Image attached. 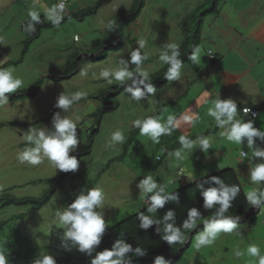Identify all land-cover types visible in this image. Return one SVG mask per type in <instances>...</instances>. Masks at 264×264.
I'll list each match as a JSON object with an SVG mask.
<instances>
[{"label":"rangeland","instance_id":"rangeland-1","mask_svg":"<svg viewBox=\"0 0 264 264\" xmlns=\"http://www.w3.org/2000/svg\"><path fill=\"white\" fill-rule=\"evenodd\" d=\"M204 2L205 0H147L142 13L126 29L123 37V47L117 50L113 49L109 53L107 60L83 62L81 66H77L74 54L78 52L87 54L94 50L98 41L106 37L109 23L114 28L116 17L124 12H128L132 8L133 0H113L109 6L100 9L95 16L87 18L84 22L69 20L58 28L44 31L41 38L31 46L29 53L25 56L23 52L26 38L22 32V26L30 22L28 12L36 11L39 13L40 18L43 17L48 21L46 19L48 11L54 6L59 5L61 0H0V67L23 59V64L7 68L13 70L14 79L22 80L23 87L21 89H28L44 81L40 85L35 99L21 97L17 101L11 102L10 98L14 95L12 94L9 96L8 105L5 108H0V198L6 192L17 198H41L50 191L53 180L61 174L50 166L47 161L38 167H30L27 164H20L18 162L17 155L26 147H31L23 139V134L29 128L52 130L49 118L53 117L55 113H59L62 118L66 117L73 121L79 117L77 133L79 130L83 131L80 140L85 137L87 139L95 126V119L83 118L89 113L96 112L97 108H95L94 104L86 105V103L88 101H98L101 104V94L118 86L115 83L109 85L105 80L100 79L99 73L101 70L115 69L121 59L128 61L130 59V51L136 50L138 47L137 41L144 40L146 46L142 55L146 54L148 59L144 62L142 70L147 71L149 77L156 74L166 66L159 60L160 54L165 51V45L175 44L180 49L184 39L193 29L192 15H199L200 9L206 3ZM94 5L95 3L89 2V7H93ZM67 13V8H65L63 19L68 16ZM205 21H207V18ZM205 30L207 31L206 28H203L202 40L199 46L201 58L204 57V53L208 55V52L214 49L209 42L204 41ZM76 36L79 37L78 42L74 40ZM210 55L214 56L213 52H210ZM90 57L94 56L91 55ZM78 60H81V58ZM202 62L203 60L201 61L200 59V63L196 65L197 71L191 69L189 65L182 67L180 71L181 77L202 72ZM132 67L134 66H130V70ZM74 70L77 71L68 77H63V79H59L61 76H57L64 72L66 75H69ZM82 71L86 75L81 76ZM175 82L166 84L164 89L170 88L174 90L172 94L163 96L162 93H165V91L162 92L156 89L155 96H150L147 100H143L140 103L133 102L128 95L123 93L116 98L118 106L114 113L109 116L107 114L102 119L99 128L102 137L97 141L95 139L96 142H94L96 159L99 158L97 154L98 148H103L105 142L109 140L111 133L119 127L122 119L128 124L126 125L128 130L129 128H133L132 122L134 120H143L150 116L159 118L161 123L166 122L167 118L172 116L178 125L177 130L171 136L161 137L159 144L154 145L148 138L138 135L136 143L131 147L129 145L130 151L128 155L126 152L127 160L121 165H113L122 172V188L124 189H126V181L130 180L131 183L130 177H135L136 170L138 174L151 176L157 184L164 185L165 190L169 189L172 191L168 193L171 195L183 188L180 186V182L181 185H184V179L186 178L191 179V182L188 183L191 184L197 181V179L201 180L210 176L212 177L221 171L230 169L227 168V162L225 159H222L223 153L220 152L223 148H228L226 145L227 141L218 138V142H213L212 138L215 136H209L206 138L210 139L211 153H203L201 155L202 159H194L193 154L187 153L186 159L182 163L177 162L171 156L172 166L168 170H162V166L167 162L168 156L181 148V145L178 143L180 136L184 135L192 141L197 139V137L189 135L188 129L183 134L181 125H184L185 122L184 118L180 117V106L168 104L175 103L178 98L180 81ZM185 83L188 87L193 82L185 81ZM170 84H172L171 87H168ZM190 90V95H194L193 92L195 90H201V85L192 87ZM76 92L86 93L87 98L75 103L67 113L54 107L60 94L63 93L66 96H71ZM174 95H176L175 98L172 97ZM168 109H172L174 114L171 113V110L164 114L163 111ZM156 113H159L158 117L154 116ZM200 115H204L202 110L194 113L192 117L197 116L196 119H198ZM187 117L191 118L190 116ZM196 121L194 119V123ZM10 123H15L16 126L11 127L8 125ZM86 128H89L88 132ZM178 128L181 130V134ZM221 131L223 130L221 129ZM232 146L239 149L234 154L235 159L239 158L236 161L239 164L247 162L248 159H244L241 162L239 157V152L243 151L245 145ZM196 148L200 150L198 146ZM162 149L164 150L163 152L161 151ZM244 152L247 153L246 150ZM89 156L78 160V172L71 174L64 182V188L60 189L41 210H33L31 206L10 207L1 210L0 225L4 222L12 221L0 232V245L10 243L12 237L16 238L17 236L19 239L23 237L27 238L35 250L29 260V264H33L34 260L41 255H50L54 259H60L77 253L78 251L74 248L65 251L60 247L61 241L58 239V236L62 235V233H59L62 229H59V224L55 222V213L74 202L82 189L99 187L103 192H106L104 193L106 200L111 190L121 186L116 182L117 177L114 167L107 175L103 176V180L101 179L91 184L88 183L87 185L83 184V181L89 179V176H95L94 172L86 170L85 164L91 160ZM151 166L155 167V171H152ZM182 167H184L182 170L184 176L179 177L181 181H175V176L178 175ZM207 170H209V174L206 175L205 172ZM173 174L174 177H171L169 180V175ZM193 177L196 179L195 181ZM168 181L169 185H167ZM138 183H132V186L136 188ZM78 185L80 187L75 188ZM73 187L74 190L72 189ZM129 187L131 188L130 184ZM136 190L139 189L136 188ZM133 203L138 204L139 200L135 198ZM104 209L109 210L107 200L106 202L104 201ZM104 209L103 212L105 211ZM17 216H22L23 218L20 219ZM14 217L15 220H13ZM251 220L255 222L249 225L250 230L247 232L243 233L244 227L238 225L239 236L221 235L217 240L224 238L223 240H216L211 247L201 248L200 251H197L194 247L196 235L180 259L168 262V264H255L246 255L239 259L235 257L236 251L246 252V249L250 245L257 246L261 251V255H264V209ZM113 225L110 227H113ZM13 245L17 248L19 247L16 242Z\"/></svg>","mask_w":264,"mask_h":264},{"label":"clouds","instance_id":"clouds-1","mask_svg":"<svg viewBox=\"0 0 264 264\" xmlns=\"http://www.w3.org/2000/svg\"><path fill=\"white\" fill-rule=\"evenodd\" d=\"M64 11L65 6L63 3L56 5L48 11L46 19L58 28L63 21ZM28 17L30 23L25 31L32 34L35 32L32 24H39L41 20L39 13L36 11H29ZM108 28L113 30V25L109 23ZM74 40L78 42L79 37H74ZM137 45L136 50L130 51L128 61L121 59L115 69L101 70L99 78L105 80L109 85L115 83L122 87L124 93L133 102L140 103L150 96H155L156 88L150 82L149 73L142 70L144 62L148 59L146 54L142 55L146 42L139 40ZM200 52L201 49L195 47L188 57L193 65L200 63ZM179 57L180 51L175 44L165 45V51L159 56L160 62L168 65L164 78L170 83L181 79L182 61ZM130 66L134 67L130 70ZM84 75L86 73L82 71L81 76ZM22 87V80L13 78L12 69L0 70V108H5L9 103V96ZM86 98V93L83 92H76L71 96L62 93L58 96L54 107L67 113L75 103ZM250 109H243L244 117L250 114ZM207 115L214 120L218 129L223 130L219 133L221 139L237 146L242 145L246 140L247 148L252 153V161H264V149L257 147L255 144L256 140L264 143V131L256 129L252 120L245 123L237 118L238 106L236 102L232 99L221 100L218 97L213 101V107L208 109ZM184 122L186 124L193 123L188 117L184 118ZM78 123L79 117L73 121L66 117L62 118L59 113H55L51 121L52 130L29 128L23 134V139L31 147H26L17 155L18 162L27 164L30 167H38L47 161L50 166L60 173L74 174L78 172L79 161L75 156L70 155V153L77 151L80 143L77 138ZM177 126V122L172 116H169L164 123H161L160 119L155 117H148L143 120L137 119L132 122V127L139 130V135L148 138L154 145L160 143L161 137L171 136L177 130ZM124 142L123 134L117 131L113 133L110 144L107 146L110 147ZM178 143L181 148L170 155L180 163L186 159V154L192 153L197 146L205 154L211 149L210 140L202 136L192 141L182 135L179 137ZM239 157L242 162L247 158V153L241 150ZM249 180L251 184L257 187L247 191L245 199L253 208L264 209V189L259 187L264 184V163H257L253 166L250 162ZM204 183L215 184L218 187H208L206 190L201 187L200 194L203 199V209L210 211L214 206L218 207L211 219L203 221V231L198 233L195 238L194 247L197 251H200L201 248L211 247L221 235H240L238 230L240 217L232 218L225 215L239 194V187L235 185L227 186L215 176L204 181ZM137 188L140 190V197L148 205L147 211L151 214L163 209L167 202H179L178 195L166 193L165 186L157 184L151 176L140 180ZM104 201L105 194L99 187L82 189L74 202L55 213V222L59 224V229L63 230L62 235L58 236L62 249L68 251L74 248L79 253L92 257L96 248L101 244L106 230L110 227L104 219ZM137 219L140 221L139 229L147 230L155 225L158 235L161 231L160 225H163V235L160 238L171 247L173 245L183 246L187 241L182 229L188 232L195 230L199 226L198 221H201L202 217L196 208H190L187 212V218L180 227L175 226V212L172 210H168L160 220H155L143 214L138 215ZM146 255L147 252L140 247L133 249L131 245L123 240L117 239L112 243L110 250L105 249L96 252L95 257L90 260V264H131L130 257L143 258ZM245 255L255 264H264V255H261L260 249L255 245H250L246 252H235V257L238 259ZM0 264H8L4 254H0ZM33 264H56V262L50 255H41L34 260ZM154 264H168V261L166 262L163 256H156Z\"/></svg>","mask_w":264,"mask_h":264},{"label":"crops","instance_id":"crops-1","mask_svg":"<svg viewBox=\"0 0 264 264\" xmlns=\"http://www.w3.org/2000/svg\"><path fill=\"white\" fill-rule=\"evenodd\" d=\"M98 1L99 0H70L65 7L67 8V15L69 16L84 9L91 8L92 6L89 7V2H93V4H96ZM203 28L207 29V31L205 30L204 33V41L209 42V44L212 45L214 49L210 50L208 52V55L204 53V57L201 58V61L203 60L202 72H196L195 75L188 74L181 77V79L179 80L180 88L178 90V98L175 103H168L174 106L179 105L180 117L185 118L187 116H190V119H192L193 121L192 124L185 123L184 125H181L183 134H185L188 129L189 135H192V137L215 136L212 138V141L218 142L221 129H218L215 126L214 120L207 115L208 109L213 107V101L218 97L221 100L232 99L237 103L238 106L237 118L243 120V122L245 123H247L249 120H252L256 129L264 131V109H257L259 105L264 103V0H225L219 12L216 15L209 16L207 18V21L203 23L202 32ZM210 52H213L215 59L211 58ZM185 81H192L193 83L189 84L187 87ZM173 83L176 82L174 81ZM171 85L172 84H170L168 87H171ZM198 85H201V90H195L193 92L194 95H190V88L197 87ZM165 87L166 85L161 87L160 89H157L161 90L162 92L165 91V93H162L163 96L172 94L174 92V90L170 88H168L169 90H164ZM28 89H20L12 96H18L22 91ZM36 97L37 96L28 98L35 99ZM172 97L175 98L176 95ZM92 104L95 105V108H97L98 111L101 104H99L98 101H88V103H86V105ZM243 108H251L252 110L257 112L258 117L256 119H253L249 115L247 117H244L242 111ZM192 109L193 111L191 112ZM169 110H171V113L174 114L172 109L164 110V114L168 113ZM201 110L204 112L203 116L200 115L198 119H196L197 116L192 117L194 113H197V111L199 112ZM96 112L87 114L83 119H92L91 117L95 115ZM113 113L114 112L108 114V116ZM154 116L158 117L159 113H156ZM194 119L197 120L196 123H194ZM49 120L52 121V117H50ZM126 125L128 124L125 123L122 119L119 123V127L111 133L109 140L105 142L103 148H98V159H96V148L93 146L94 149H92V153L89 156V159L91 160H89L85 165L86 170L94 172L95 176H89V179L83 181V184L87 185L88 183L91 184L96 181H100L101 179L103 180V176L107 175L109 171L113 169V165H121L127 160L126 156L130 151V147L134 143H136L139 135V130L135 128H129L128 130L126 128ZM88 129L89 128H86L87 132ZM117 131L123 134L125 142L108 147L107 145L110 144L113 133ZM178 131L181 134V130L179 128ZM99 133L97 135L96 141L100 140L102 137L101 133ZM82 134L83 131L80 130L77 133V138L80 141L77 151L82 150L86 146L88 141V137L87 139L85 137L80 140ZM130 140L131 144L130 147L127 148V151L125 150V146ZM255 144L257 147L264 149V143L260 142L259 140H256ZM226 145L228 146V148H223L220 152L223 153L222 159H225V161L227 162V168H230L236 172L245 193L247 191L253 190L257 186L250 183L249 164L251 162L254 166L257 163H264V161H252V153L251 150L247 148V141L245 140L243 142V145H245V147H243V151L246 150V159H248V161L244 164H239L236 161L239 158L235 159L234 155L235 151L237 152L239 150L237 149L238 147L232 146L234 144H230L228 142H226ZM76 152L70 153V155H74ZM208 153H211V149H209ZM190 154L194 155V159H202L201 155L203 154V152L195 148V150ZM171 161L172 157L171 155H169L167 162L162 166V170H168L169 167L172 166ZM232 161L233 163H231ZM151 168L152 171H155L154 166H151ZM183 168L184 167H182L178 172V175L175 176V181H181L179 177L184 176L182 173ZM114 169L117 177L116 182L121 186L111 190L110 194L106 197V200L109 203V210L104 209L105 211L103 213L104 219L106 223H109V226H111L112 224H118L122 220L129 218L130 216H132V214L147 206L144 203V200L140 197V190H136L137 186L136 188L132 186V183L136 184V182H140V180L144 179L147 176H143L144 174H138L136 170L135 177H130L131 183L130 180L126 181V189H124L122 188V172L115 167ZM208 171L209 170L205 172L206 175L209 174ZM171 177H174V174L169 175V180ZM193 179L194 181L196 180L194 177ZM190 180L191 179L187 178L184 179V185H181L180 182V186H187L186 184L190 183ZM129 184L131 185V188L129 187ZM167 185H169V181ZM180 186L179 188H181ZM79 187L80 185L76 186L75 188ZM259 187L261 188V185ZM72 189L74 190V187ZM171 192L172 191H170L169 189H166V193ZM104 193L106 192L104 191ZM135 198L139 200L138 204L133 203V200ZM258 211L260 213L262 209H259L252 213V218H250V220L253 219L255 215H259V213H256ZM251 215L249 217H251ZM250 220L245 223L238 224L244 227L243 233L250 230V224H254L255 221L253 222L251 220L250 222ZM62 232V230L59 231V233ZM223 239L224 238H221L217 241Z\"/></svg>","mask_w":264,"mask_h":264},{"label":"trees","instance_id":"trees-1","mask_svg":"<svg viewBox=\"0 0 264 264\" xmlns=\"http://www.w3.org/2000/svg\"><path fill=\"white\" fill-rule=\"evenodd\" d=\"M112 1L113 0H99L93 7L84 9L82 11L67 16L65 19H63L62 23L59 26L69 20L84 22L87 18L95 16L100 9L111 4ZM224 1L225 0H205L206 3L204 2L205 5L202 7V9H200L199 15H192L193 29L190 34L186 36L184 42L182 43L179 49V58L182 61V67L189 65L191 69L197 71L196 65H193L189 61L188 57L192 54V51L195 47L200 46L202 40V26L204 21L206 20V18H208V16L217 14L219 12L221 4ZM145 4L146 0H134L133 7L128 12H124L116 17V23L114 25L113 30H108L106 32V37L101 41H98V44L94 50L87 54L78 52L74 55V59L77 61L76 65L81 66L83 62H97L107 60L109 53L113 49L117 50L123 47V37L125 35L126 29L142 13ZM40 20L41 23L32 24V26L35 28V32L32 34H29L27 31H25L30 22L25 23L22 26V32L26 38L23 52L24 56L29 53L31 46L41 38L42 33L44 31L56 28L51 24V22L46 21L43 17L40 18ZM91 55H93L94 57H90ZM79 58H81V60H78ZM22 63L23 59L15 63H7L6 65L1 66L0 70H4L11 66H19ZM167 70L168 65H166L162 70H160L156 74L150 76V82L156 89L163 87L169 83L164 78ZM76 71L77 70L71 71L69 75H66V73L64 72L57 76H61L59 79H63V77H68L71 74H74ZM43 82H39L33 85L30 89L22 91L18 96H12L10 100L12 102H15L21 97L23 98L36 96L38 94L40 85ZM122 93H124V89L120 86H115L106 93L101 94V106L97 113L91 117L95 119V126L88 136L87 144L82 150L77 151L73 155L78 160L85 156L91 155L95 139L99 133V128L102 119L105 115L110 114L116 110L118 106L116 98ZM257 109H264V103L259 105ZM8 125L11 127L16 126L15 123H10ZM130 144L131 140L125 146V150H127ZM71 174L72 173H61L58 178L53 180L52 188L50 189V191L41 198H17L12 194H9V192L4 193L0 198V211L10 207L22 206H31L32 209L36 211L41 210L46 204H48L52 200L53 196H55L60 189L64 188V182L68 179ZM213 176L218 177L227 186L235 185L239 187L240 192L235 198V200L232 202V206L228 209L225 215L230 216L232 218H235L237 216H239L240 219L243 218L253 207L245 199V192L242 188L241 182L236 172L232 169H226ZM210 178L211 176L208 178L197 180L194 183H191L181 188L180 190L172 193L174 195H178V203L167 202L165 204V207L163 209L157 210V213L155 214H151L147 211V205L143 207V209H141L138 213L130 216L127 219L122 220L113 227L108 228L106 230V234L102 239L101 244L99 245V247L96 248L92 257H88L77 252L75 254H70L60 259H55L56 264H90V260L95 257L96 252H101L105 249L110 250L112 243L117 239L123 240L125 243L131 245L133 249H135L136 247H140L142 250H145L147 252V255L143 258L130 257L131 264H154V258L156 256H163L166 262H170L173 259H175V261L180 259L184 251L178 257L177 255L184 245H173L169 247L166 243H164L160 238V236L163 235V225H160V235L157 234L155 225L151 226L147 230L139 229L138 225L140 221L137 219V216L143 214L145 216H150L155 220H160L168 210H172L175 212V226L180 227L182 222L187 218L188 210L190 208H196L200 212L202 217L201 221H198L199 226L191 232L184 231L182 229V232L186 237V241H188L190 236L193 239L198 234V232L203 230V221L211 219L213 213L218 207L214 206L213 209L210 211H205L202 207L203 199L200 194L201 187H203L204 190H206L208 187H218L215 184L204 183V181H207ZM261 189H264V184L261 185ZM256 213H259V211ZM17 217L20 219L23 218L22 216ZM250 218H252V215L251 217L241 219L239 223H245L250 220ZM13 220H15V217L13 218ZM11 221L12 220L4 222L0 225V232L3 231L6 226L10 224ZM23 238L19 239V237L17 236L16 238L12 237L10 243L0 245V254L5 255L6 259L8 260V264H29V260L35 250L32 247V244H30V242L28 241V239ZM15 242L19 245L18 248L13 245Z\"/></svg>","mask_w":264,"mask_h":264},{"label":"water","instance_id":"water-1","mask_svg":"<svg viewBox=\"0 0 264 264\" xmlns=\"http://www.w3.org/2000/svg\"><path fill=\"white\" fill-rule=\"evenodd\" d=\"M257 210H259V208H251V209L249 210V212H248L243 218H241V219H244V218L249 217L252 213H254V212L257 211ZM241 219H240V220H241ZM191 240H192V237L190 236L189 239H188V241H187V242L184 244V246L180 249V251H179L177 257H178L180 254H182L183 251L187 250V248L189 247V245H190V243H191ZM174 260H175V259H173L172 261H174Z\"/></svg>","mask_w":264,"mask_h":264},{"label":"built area","instance_id":"built-area-1","mask_svg":"<svg viewBox=\"0 0 264 264\" xmlns=\"http://www.w3.org/2000/svg\"><path fill=\"white\" fill-rule=\"evenodd\" d=\"M67 2H68V0H61V3H63L65 7H66V5H67ZM61 3H60V4H61ZM211 58L214 59V56L211 55ZM243 109H245V108H243ZM246 109H250V108H246ZM250 110H251V111H250L249 116H251L252 118H253V116H254V117H255L254 119H256V118L258 117L257 112H256V111H253L252 109H250ZM242 111H243V110H242Z\"/></svg>","mask_w":264,"mask_h":264}]
</instances>
